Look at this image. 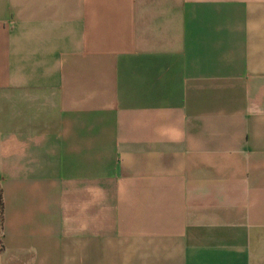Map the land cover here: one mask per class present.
I'll use <instances>...</instances> for the list:
<instances>
[{
  "label": "crops",
  "instance_id": "1",
  "mask_svg": "<svg viewBox=\"0 0 264 264\" xmlns=\"http://www.w3.org/2000/svg\"><path fill=\"white\" fill-rule=\"evenodd\" d=\"M0 264H264V0H0Z\"/></svg>",
  "mask_w": 264,
  "mask_h": 264
},
{
  "label": "trees",
  "instance_id": "2",
  "mask_svg": "<svg viewBox=\"0 0 264 264\" xmlns=\"http://www.w3.org/2000/svg\"><path fill=\"white\" fill-rule=\"evenodd\" d=\"M2 226H3V195L2 189L0 187V253L4 250V245L2 242Z\"/></svg>",
  "mask_w": 264,
  "mask_h": 264
}]
</instances>
